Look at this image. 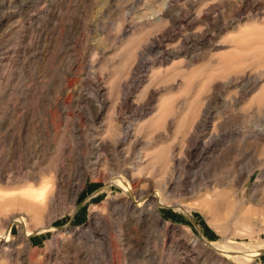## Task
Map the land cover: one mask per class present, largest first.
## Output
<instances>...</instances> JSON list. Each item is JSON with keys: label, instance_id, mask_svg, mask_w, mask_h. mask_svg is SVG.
I'll return each instance as SVG.
<instances>
[{"label": "rangeland", "instance_id": "rangeland-1", "mask_svg": "<svg viewBox=\"0 0 264 264\" xmlns=\"http://www.w3.org/2000/svg\"><path fill=\"white\" fill-rule=\"evenodd\" d=\"M263 94L264 0H0V264H264ZM122 174L164 195L157 233Z\"/></svg>", "mask_w": 264, "mask_h": 264}, {"label": "bare ground", "instance_id": "bare-ground-1", "mask_svg": "<svg viewBox=\"0 0 264 264\" xmlns=\"http://www.w3.org/2000/svg\"><path fill=\"white\" fill-rule=\"evenodd\" d=\"M254 82L256 83L257 81H254ZM255 83H251V86L255 85ZM262 98H264V94H263ZM205 114H207V113H205ZM205 114H203L202 116H204ZM200 125H202V124L200 123ZM128 134H129V130H126L125 131V137H127ZM261 134H264V130L261 132ZM205 149H207V147L204 146L200 142V140L197 138V140H195L193 142V145L191 146V149L188 151V154L191 155L192 153H195V154H197L196 157H199L201 155V153H203V151H205ZM178 158H179V156L178 157L175 156L173 159H170V161H169L170 164H172V165L175 164ZM131 172H133V171H131ZM114 180H115V182L113 184H115L116 186L120 187L122 189V191L124 192L123 195H122L123 196V200L121 201L120 204H121L122 209L124 210V214L128 216L129 221L134 223L135 226H137L138 228H140V229L143 228L145 231L148 232L149 235H152L153 233H157V231H159V229L161 228V220H160V217H159V214H158V208H159L158 206L165 204V200L166 199H165L164 195L162 193L160 195V194H158L156 192H154V194H148V193L142 192L139 189L137 190V188L135 189V187H137L138 182L136 180H133V179L128 180L126 178L125 174L115 176ZM77 188H78V186L71 185L70 188H69V192L72 195L76 194ZM40 196H42V194ZM40 196H39V199L37 201L40 202L39 204H41L42 207H44L45 205H48L50 203H53V198L52 197H50V198L41 197L40 198ZM120 204L118 205L119 207H120ZM12 205L13 206L19 205L22 209L30 207V209H32L33 212H35L34 214H36L37 216L42 215L43 212H44V208L46 207L45 206L44 208H41V207L39 208L37 206V204H30V203H27V202H16V201L10 202V203H8L5 206H12ZM173 206H175L176 208H178L180 210H183L184 212L187 211V210H185L186 207L184 205L179 204V203L178 204H174ZM240 206H241V202H240V200H237L236 207L239 209ZM2 208H3V206L0 207V210ZM94 221H96V223L97 222L102 223L104 220H103V218L101 216V217L96 218ZM4 222L7 223V225H9V224L10 225L11 224H17L19 226V228L21 229V236H19V237H20V241L22 242V244L24 246H27V245L31 246V243H29L28 238L30 236H32V233L39 232V234H46L48 232H52L53 231V229H52V227L50 225L49 226L41 225L40 227H38L37 229L33 230V232H32L31 229H28L26 227V221L20 215H9L8 214V216L5 218ZM166 227L167 226L164 225L163 233H162V237L164 239L163 240L164 242H165V238L167 237V235H169V233H171V230H168ZM22 233H24V234H22ZM9 242H10V240L8 239V234H4L3 233V234L0 235V248H2L5 251L6 256L11 258L13 256H12L11 250L8 249V247L11 246V244H9ZM164 242L162 243V246H165L166 243L164 244ZM191 243H192V245L194 247L198 246V240L196 238H194ZM242 245L245 246V244H242ZM241 246L239 245L240 248L238 246L237 247L243 253L242 257L244 258V261L245 262H249L250 255L247 254V253L245 254L244 253L245 249L243 250L241 248ZM250 247H253V246L250 245ZM108 248H109V246H108ZM248 248L246 247V249H248ZM252 249H251V251H252V253L255 256L258 255L261 252L260 248H255L253 250ZM10 258H9V260H10Z\"/></svg>", "mask_w": 264, "mask_h": 264}]
</instances>
